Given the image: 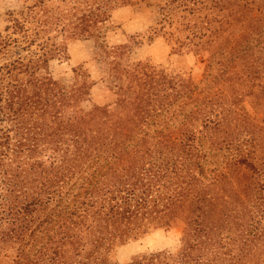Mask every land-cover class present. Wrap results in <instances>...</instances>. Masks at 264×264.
<instances>
[{"label":"trees","instance_id":"1","mask_svg":"<svg viewBox=\"0 0 264 264\" xmlns=\"http://www.w3.org/2000/svg\"><path fill=\"white\" fill-rule=\"evenodd\" d=\"M133 1L74 0L56 14L44 1V17L64 36L95 38L117 3ZM163 9L158 26L167 32L155 31L149 44L162 35L177 50L228 52L227 79L264 72V0H166ZM126 76L133 95L122 92L116 110L96 106L84 123L50 105L42 86L56 83L48 77L31 89L0 82V264H92L66 256L64 244L76 235L93 238L94 264H120L111 257L115 247L160 222L183 223L179 248L128 264H264V156L257 155L264 141L256 125L241 115L230 130L231 99L215 92L162 129L159 119L171 120L195 85L143 61ZM34 114L44 116L42 125ZM204 132L245 175L201 173Z\"/></svg>","mask_w":264,"mask_h":264},{"label":"rangeland","instance_id":"2","mask_svg":"<svg viewBox=\"0 0 264 264\" xmlns=\"http://www.w3.org/2000/svg\"><path fill=\"white\" fill-rule=\"evenodd\" d=\"M44 1L56 14L59 12L57 6L74 0H0V82L3 84L10 83L11 89L15 84L31 89L37 78L48 77L56 83L51 89L47 85L42 86L50 105L65 117L84 123L93 115L96 106L109 105L116 110L122 92L133 95L132 89L126 88V70L139 61L149 62L168 75H180L195 85L190 97L180 100L174 106L176 111L167 115L171 120L167 119L165 123L161 117L162 127L159 124L157 128H173L184 114L200 105L205 96L223 92L227 95L226 101L231 99L232 122L229 129L235 130L241 115H246L250 117L251 124L256 125L255 130L264 141V72L252 81H238L233 75L227 79L222 67L224 62H230L228 52L210 57L207 50L197 52L195 46L189 44L177 50L162 35L149 44V39L156 36L155 31L167 32V28L162 30L158 26L164 18L166 0L117 3L110 17L98 24L100 36L95 38H71L59 33L60 28L55 24L48 26L44 17V8L47 7ZM132 35L131 45L120 46ZM78 40L76 50L82 54L75 55L72 60L68 45ZM234 65V70L239 71L243 62L234 61ZM33 119L40 125L44 123V116L37 118L34 114ZM243 124L241 121L239 125L244 129L240 134L242 138L247 135ZM209 133L206 134L209 136ZM206 134L204 132L198 138V145L206 154L201 173L207 175L210 169L217 168L218 171L230 170L237 176L245 175L243 166L230 164L233 158L231 151L225 147L213 149ZM261 149L257 155L264 156V148ZM182 226V222L170 226L163 222L152 224L139 237L129 238L116 246L111 257L120 264H128L144 254L176 251L183 235ZM93 247L92 237L76 235L64 244V251L70 260H88L94 264Z\"/></svg>","mask_w":264,"mask_h":264},{"label":"crops","instance_id":"3","mask_svg":"<svg viewBox=\"0 0 264 264\" xmlns=\"http://www.w3.org/2000/svg\"><path fill=\"white\" fill-rule=\"evenodd\" d=\"M78 44H79V40L75 41V42H71L68 45V50H69L70 54L72 55V60H73V58H75V55L82 54V52H79L78 50H76L78 48ZM77 62H79V61H77Z\"/></svg>","mask_w":264,"mask_h":264}]
</instances>
